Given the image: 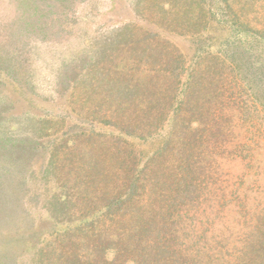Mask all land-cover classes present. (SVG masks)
<instances>
[{
	"label": "rangeland",
	"instance_id": "obj_1",
	"mask_svg": "<svg viewBox=\"0 0 264 264\" xmlns=\"http://www.w3.org/2000/svg\"><path fill=\"white\" fill-rule=\"evenodd\" d=\"M244 3L237 33L221 0H0V264L111 262L90 239L113 228L99 215L116 210L118 191L100 174L116 146L156 164L139 178L148 209L122 210L153 215L155 246L131 239L116 264H170L165 238L190 257L173 264H264V5ZM226 44L241 70L210 86ZM122 113L142 136L123 134ZM198 115L210 119L209 149L174 189ZM162 192L171 198L157 208Z\"/></svg>",
	"mask_w": 264,
	"mask_h": 264
},
{
	"label": "trees",
	"instance_id": "obj_2",
	"mask_svg": "<svg viewBox=\"0 0 264 264\" xmlns=\"http://www.w3.org/2000/svg\"><path fill=\"white\" fill-rule=\"evenodd\" d=\"M261 1L263 2V5H264V0H261ZM221 2L225 5L226 16L229 18L230 22L234 24L235 28H237V33L240 31H243L245 27H248L249 21L247 18V14L243 12L244 6L246 5L244 2H246V0H221ZM260 26L262 27L260 29L264 33V23H262ZM262 42H264V39H262ZM232 47L233 46L230 47L226 44L224 51H221L219 53L214 52L216 53L215 58L212 62H210V64L208 63L209 70H207L206 71L207 73L205 74L207 76V79L209 80L208 84L210 86L216 87L217 84L219 83L222 84L224 82V81L223 82L221 81V76H223V71H226L229 73L233 72L235 75L233 80L235 82V77H237L238 75L237 72L240 71L241 68L237 64H234L233 57H228L231 54L229 55L225 54V51L230 50ZM225 55H227V57ZM225 61L227 62L225 66V70H222L223 69L222 64ZM225 74L228 75V73H225ZM238 81L244 83L241 76H239ZM196 88L198 90V84ZM121 111L122 109H120L118 112H121ZM123 112H125V109H123ZM195 117H197L195 118L197 120L196 122H198L203 128H200L201 129L200 133H197L196 132L197 130L194 132L191 131V133L187 132L182 137V140L180 141L179 147L181 148V150H177V154H179V158L176 161L174 170L172 171V168L170 169L171 170L170 173L172 175L174 174L175 176V178H173L172 183H171V186L174 189L178 187L175 181L179 183L185 182L186 186H190L187 180L193 177V174H194V170L192 169L193 165L197 163L199 160L201 161L202 159H204L205 151L209 149L208 144H209L210 130H208L209 122L207 120L210 121V119H207L205 121L202 119L204 117H200L199 115ZM115 118L118 123L121 119L120 121L121 130L125 136L129 135L128 133L129 129H132V127L134 128L133 132H136V131L140 132L142 136L143 134L142 131L145 130V126L144 127L136 126V123L142 125V123L138 121V118H135V120L133 118H127L124 116V113H122V115L119 114V116ZM181 122L184 125L188 123L183 118L181 119ZM238 122L239 121H235V123H238ZM234 128L236 127L233 126L231 130H233ZM131 137L139 138L138 136H131ZM124 151H127L126 147L121 148V146L114 147L113 153H110L107 150L108 154L106 155L108 156L107 158L108 162L106 160L105 161L110 167H112V171H107L106 169H102L101 174H100V178H103V179L112 178L111 190L113 191L116 189L118 191L116 193L117 197L113 195L111 197V200H108V204H107V206L111 204L112 207H116V210L110 211V213H108L107 211V214L105 215L104 214L99 215L100 221L104 223L107 222V225H113V228L112 229L102 228L100 230L98 229L94 233L95 235L92 233V229H93L92 226H89L88 227L89 229H86L87 232L92 233L91 236H94V238L90 239V241H92L93 243H96L94 248H95V252L97 253V255H98V251L100 254L99 256H102L103 258L105 256L104 255L105 252L111 251L113 253V259L111 260L109 264H116L117 262H120L119 260L120 258H125V256H127L125 254V246L126 244L128 245V242H130L131 239L134 241L137 240V243L148 242V243H145L146 244L145 247L154 248L155 246L152 240V234L150 236V231H147V230H150V228L148 225H146V223L149 221V219H151V217H153V215L151 214L150 216L146 218L144 216L139 218L138 214H135L136 216L133 214L128 215L124 213L122 210L127 203L135 204V206L138 207L137 210H139L140 207L144 209L145 203H144L143 193H141V184H140L141 181L139 178H141V175L144 177L150 171V167L151 166L155 167L156 164L153 162L150 163V161L152 160L151 159V160H147L140 167L139 162H141L142 160L137 155H133L132 153H128ZM189 171H191L190 174H188ZM199 176L201 177V173ZM156 198H159L157 208H161L162 206H165L166 204H168V201L170 200L171 197H165V193L162 192V194H158L153 199H156ZM164 199H166V201H164ZM135 218L136 219L139 218L137 222L135 221L133 222ZM144 231H146V236L141 237ZM112 237H116V241L112 240L111 239ZM255 241L257 243L256 246H258L259 249L261 250L259 243L257 242V237L255 238ZM159 242L161 244L159 246L158 251L161 252V254H164L166 251L169 252L167 255L168 257L166 259L169 261L170 264L175 263L178 260L179 257L177 256L180 255V253L174 252L173 254L169 251V249L167 250L166 245L168 241L166 240V238L162 242L161 241ZM96 248H98V251H96ZM101 251H102V255H101ZM181 252H182V255H181L182 258H179V259L184 260L186 258L187 259L190 258L189 255L186 253L185 249H181ZM157 254L158 253H156V255ZM156 258L159 259L161 257H155L154 259ZM96 260L95 261L93 260L86 264H99L98 258ZM101 261L105 263L106 260L101 259ZM163 264H164V261H163ZM234 264H247V263L244 261V258L242 257Z\"/></svg>",
	"mask_w": 264,
	"mask_h": 264
}]
</instances>
